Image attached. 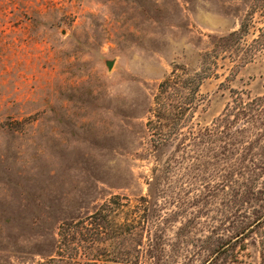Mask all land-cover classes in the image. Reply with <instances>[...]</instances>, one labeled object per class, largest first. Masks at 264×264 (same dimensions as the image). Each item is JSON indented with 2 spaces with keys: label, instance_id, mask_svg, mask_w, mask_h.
I'll use <instances>...</instances> for the list:
<instances>
[{
  "label": "rangeland",
  "instance_id": "rangeland-1",
  "mask_svg": "<svg viewBox=\"0 0 264 264\" xmlns=\"http://www.w3.org/2000/svg\"><path fill=\"white\" fill-rule=\"evenodd\" d=\"M244 21L239 56L219 55L202 86L196 128L224 112L232 89L264 94V0H0V264L55 256L62 223L115 195L149 196L167 157L146 125L160 82L176 64L197 70ZM247 128L245 152L223 150L224 171L248 161L241 184L173 176L187 206L163 211L182 210L168 264H264V128Z\"/></svg>",
  "mask_w": 264,
  "mask_h": 264
},
{
  "label": "trees",
  "instance_id": "trees-1",
  "mask_svg": "<svg viewBox=\"0 0 264 264\" xmlns=\"http://www.w3.org/2000/svg\"><path fill=\"white\" fill-rule=\"evenodd\" d=\"M247 28L244 21L240 30L218 38L215 47L204 53L197 70L190 72L176 64L160 82L146 125L154 150L167 157L155 169L152 193L140 196L135 203L128 197L115 195L85 219L62 223L56 255L37 264H168L169 251L175 255V249L170 250L167 232L182 210H174L165 217L163 211L168 205L178 209L187 206L186 193L172 189L178 181L173 176L190 177L196 172L202 176L214 175L224 181L225 189L241 184L235 178L250 173L248 161L231 160L228 163L231 170L224 171L227 155L223 150L227 148L232 155L238 150L245 152L247 127L264 128V94L251 97L232 89V101L209 126L196 128L199 126L195 118L207 101L202 86L214 75L219 55L236 59L240 53L237 41L248 32ZM247 56L245 63L252 61L254 54ZM240 124L247 127L238 130ZM257 168L264 174V163ZM259 224L264 226V221ZM238 237L233 238L234 242Z\"/></svg>",
  "mask_w": 264,
  "mask_h": 264
},
{
  "label": "water",
  "instance_id": "water-1",
  "mask_svg": "<svg viewBox=\"0 0 264 264\" xmlns=\"http://www.w3.org/2000/svg\"><path fill=\"white\" fill-rule=\"evenodd\" d=\"M107 64H108L109 67H112L113 62L112 61H108Z\"/></svg>",
  "mask_w": 264,
  "mask_h": 264
}]
</instances>
